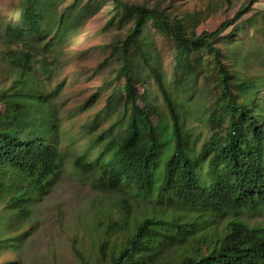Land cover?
Listing matches in <instances>:
<instances>
[{
  "label": "trees",
  "instance_id": "trees-1",
  "mask_svg": "<svg viewBox=\"0 0 264 264\" xmlns=\"http://www.w3.org/2000/svg\"><path fill=\"white\" fill-rule=\"evenodd\" d=\"M107 1L114 7L108 23H129L109 44L114 81H124L122 93L112 86L96 118L85 125L91 130L99 115L116 113L85 146L84 154L97 148L95 154L78 157L74 169L93 176L95 188L118 191L125 200L139 196L215 214L264 211V74L240 78L227 67L218 45L253 0L214 30L199 33L166 9L127 0H17V18L0 22L3 60L17 71L10 85L0 88V233L11 228L10 209L29 192L46 190L61 171L58 132L52 141L31 137L38 116L50 115L59 126L50 108L53 95L32 76L40 69L49 74L55 60L48 55ZM147 26L174 43L169 75L145 37ZM233 36L226 38L231 42ZM130 72L142 81L151 78L162 105L144 96L138 103ZM181 93L189 97L183 100ZM194 122L205 126V137L189 127ZM127 215L121 203L105 226L98 246L104 264H151L169 244L187 237L180 219L162 212L142 216L125 233ZM0 237L1 245L13 246L19 235ZM196 242L166 264H264V224L236 218L222 231H203Z\"/></svg>",
  "mask_w": 264,
  "mask_h": 264
},
{
  "label": "rangeland",
  "instance_id": "rangeland-1",
  "mask_svg": "<svg viewBox=\"0 0 264 264\" xmlns=\"http://www.w3.org/2000/svg\"><path fill=\"white\" fill-rule=\"evenodd\" d=\"M63 1L67 4L71 0ZM127 1L166 9L171 16L182 18L199 33L201 30H214L234 17L240 5L250 0ZM17 5V0H0V22L16 19ZM113 8L107 1L96 13L84 18L78 30L70 33L54 49L51 57L48 55L47 60H55V64L50 65V73H42L40 69L32 76L31 80L36 81L42 90L53 95L50 108L57 116L59 126L50 115L38 116L34 123L39 124L34 126L31 137L52 141L58 132L56 140L61 171L46 190L29 192L23 203L10 209L11 228L0 235L9 238L19 235V238L12 242L13 246L0 244V264H104L98 255V246L104 239L106 224L119 213L121 203L128 211L125 227L128 230L125 233L145 215H160L162 212L165 217L171 214L181 221L186 239L169 244L160 259L151 264H166L174 260L180 252L195 247L203 231H222L236 218L250 225L264 224L263 210L243 211L237 215L215 214L191 212L186 207L171 208L166 202L146 201L139 196L135 200L128 197L125 200L118 191L103 192L95 188L93 176L74 169L73 163L84 154L89 139L107 128L116 113L112 118L99 115L98 124L91 130H87L85 125L96 118L112 86L122 93L124 81H114L115 62L109 56V44L125 34L129 23H108ZM229 33H234L231 42L226 38ZM145 37L164 74L169 75L174 51L172 39L152 26H147ZM222 37L225 38L218 45L230 70H235L240 78L264 74V0H253L248 12L228 27ZM16 74L17 71L3 60V47L0 45V88L9 86ZM130 80L136 87L140 105L143 104V96L162 105L151 78L142 81L130 72ZM94 94L96 96L92 97ZM180 97L186 100L189 96L181 93ZM153 119L157 125L158 121ZM189 127L201 133L202 137L206 136L204 125L194 122ZM96 150L87 151L84 157L91 158ZM3 202L0 199V211ZM5 223L9 225V221ZM111 243V238H107V244Z\"/></svg>",
  "mask_w": 264,
  "mask_h": 264
}]
</instances>
